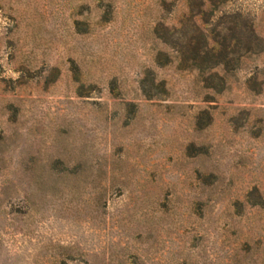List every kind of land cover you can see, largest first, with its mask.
<instances>
[{"label":"rangeland","instance_id":"rangeland-1","mask_svg":"<svg viewBox=\"0 0 264 264\" xmlns=\"http://www.w3.org/2000/svg\"><path fill=\"white\" fill-rule=\"evenodd\" d=\"M199 2L0 0V264H264V0Z\"/></svg>","mask_w":264,"mask_h":264},{"label":"trees","instance_id":"trees-1","mask_svg":"<svg viewBox=\"0 0 264 264\" xmlns=\"http://www.w3.org/2000/svg\"><path fill=\"white\" fill-rule=\"evenodd\" d=\"M210 1L200 0L199 9L196 14H193V18L204 17L205 9L203 8ZM192 23L193 35L189 37L188 42L179 51L182 61L190 62L189 66L197 70H200L202 64L207 63H210V69L225 67L229 62V56L234 54L235 51L233 49L229 50L230 46L223 45L211 38L207 31L200 28L197 21H192ZM205 25L206 23H204Z\"/></svg>","mask_w":264,"mask_h":264}]
</instances>
